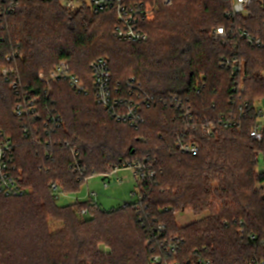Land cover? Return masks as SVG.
<instances>
[{
  "label": "trees",
  "instance_id": "trees-1",
  "mask_svg": "<svg viewBox=\"0 0 264 264\" xmlns=\"http://www.w3.org/2000/svg\"><path fill=\"white\" fill-rule=\"evenodd\" d=\"M11 1L0 0V131L15 145L10 169L15 167L25 193L0 194V264H151L156 249L146 241L156 242L158 235L148 227L160 224L166 228L160 239L184 242L179 260L199 255L213 264H249L264 257V246L248 239L264 237V171L257 172L264 139L250 137L255 112L248 109L240 130L217 127L212 138L193 132L199 153L183 155L176 144L187 122L173 104L178 97L200 119H212L230 106L264 98V3L251 0L246 15H234L233 0H173L172 6L159 1L140 20L148 41L135 44L116 38L114 9L94 14L87 5L72 10L60 0H19L13 8ZM219 27L227 32L225 43L213 37ZM242 33L260 45L248 44ZM224 57L239 60L238 76L221 67ZM100 58L109 61L112 87L121 97L129 96L126 82L135 78L160 99L143 109L138 128L95 102L91 65ZM61 62H69L89 94L74 92L68 80L52 83L53 93H45L41 75L51 78ZM9 68L14 74L7 80L2 71ZM14 80L21 93L39 98V116L15 115ZM241 81L239 102L234 89ZM54 110L63 123L51 133L46 115ZM72 148L82 174L71 168ZM128 160L156 172L140 186L142 200L112 210L92 199L57 203L52 184L65 195L79 193L87 178ZM187 209L202 218L180 227L176 213Z\"/></svg>",
  "mask_w": 264,
  "mask_h": 264
},
{
  "label": "built area",
  "instance_id": "built-area-1",
  "mask_svg": "<svg viewBox=\"0 0 264 264\" xmlns=\"http://www.w3.org/2000/svg\"><path fill=\"white\" fill-rule=\"evenodd\" d=\"M49 1V0H44ZM60 0L63 5L69 9H76L78 6L87 5L92 13L99 14L107 12V10L114 9L117 14V24L115 27L116 38L123 42L131 43H144L148 41V35L139 27L140 20L146 18L150 15V12L157 9L159 1H162L163 5H172L173 0H153V5L150 9H146L144 3L129 4L127 0ZM251 0H233L232 14L234 15H246L248 12V6ZM11 7L19 5V0H12L10 3ZM213 37L217 40H221L223 43L227 41V32L224 27H219L213 32ZM241 38H245L248 44L253 46H259V39L251 38L248 34L242 33ZM11 57H8L10 60ZM221 67L231 68L233 72V77L239 75L241 70L240 62L237 58H223L221 60ZM94 84H93V94L95 97V102L108 112L112 118L128 123L131 127L138 128L144 122V117L142 114L143 109L153 108L158 105L161 101L155 96L149 95L144 91V87L141 82H137L135 78H130L126 82L128 97H121V90L112 87V72H110L109 61L104 58L95 60L91 65ZM14 74L13 68L4 69L2 75L9 80L10 75ZM40 80L46 85V91L48 96L53 93L51 87L52 83L60 80H68L71 87L79 94H89V90L84 86L83 82L74 74H72L67 66V62H61L58 64L51 78H46L41 75ZM200 84L196 83V90L199 89ZM12 88L16 91L18 95V100L14 113L20 119H28L29 117H37L40 112L39 98L33 96L30 92H20L19 81H12ZM245 91L244 82H240L238 87L234 89V95L238 97V101H243V92ZM173 104L181 114V118L187 122L184 135L177 139V149L181 154L196 155L199 153L200 144L195 141L193 137V132L201 131L203 134L212 138L217 127L222 128H232L240 130L243 126V121L247 118L249 110L252 109L256 114V122L253 126L250 137L255 141H262L264 139V98L259 99L254 105H249V103H240L237 105L230 106L226 108V111L218 117L204 118L200 119L195 113L187 106L186 101L181 100L178 97H173ZM46 124L48 132H55L63 123L62 117L57 114L54 110L47 113ZM23 133L25 137L29 136V128L25 127ZM38 138L37 140H39ZM69 148V146L66 144ZM15 145L13 141L6 137L3 132L0 131V194L5 196H18L23 195L25 191L18 185L16 178L13 175L15 167L13 170L10 169L13 160V153ZM72 152V164L71 168L75 172L83 173L81 168V161L78 159L79 154L76 149L71 150ZM123 170H129L133 173L136 179L138 190L133 193L136 197L134 202L142 200L144 195L140 191V186L147 184L149 181L154 180L156 177V172L153 170L152 166H149L145 162H132L128 160L122 163L120 166H115L112 172L107 174H101L105 178H108L114 174H119L118 172ZM89 178H87L88 180ZM117 182L121 183L122 179L117 177ZM107 187L108 185L104 183ZM51 189L58 193V198L65 195L58 185L52 184ZM92 195V196H91ZM96 196L94 193L90 194L89 199ZM96 202L95 200H93ZM131 203V202H129ZM129 203L124 204L127 206ZM83 215H87L85 210L82 211ZM142 220V219H141ZM153 233L158 236L156 242L152 237H149L146 241L147 244L153 246L156 249V254L151 257V264H213L212 260L203 257L195 256L189 258H183L179 260L178 257L181 253V248L184 242L181 241L179 237L160 239L166 228L165 225L160 224L158 227H148ZM240 234L245 235L244 229L240 230ZM250 239L255 244H260L264 246V237L258 238L255 235L249 236ZM249 264H264V257L260 259H254Z\"/></svg>",
  "mask_w": 264,
  "mask_h": 264
},
{
  "label": "rangeland",
  "instance_id": "rangeland-1",
  "mask_svg": "<svg viewBox=\"0 0 264 264\" xmlns=\"http://www.w3.org/2000/svg\"><path fill=\"white\" fill-rule=\"evenodd\" d=\"M88 2L87 0H84ZM261 3H264V0H259ZM173 5V3H172ZM170 5V6H172ZM108 32L106 31V34ZM67 66L70 72L76 75L80 80V75L71 71V65L67 62ZM70 88L76 92L70 85ZM77 93V92H76ZM264 171V154L260 153L258 156L257 163V172ZM119 174H114L108 178H105L101 174L93 175L90 177L85 185L81 188L82 190L79 193H74L71 195H62L57 200V203L60 206L72 205L76 200L79 202H86L89 199L90 194H95L96 196L92 197L93 200L98 202L100 208L102 207L105 210H112L129 202H134L136 197L133 196L134 192H137L138 186L133 173L129 170L121 169ZM117 177L122 179L121 183L117 182ZM106 183L108 186L106 187ZM92 196V195H91ZM202 217L197 216L191 210L181 211L176 213V222L180 227L187 226L188 224L195 222Z\"/></svg>",
  "mask_w": 264,
  "mask_h": 264
}]
</instances>
